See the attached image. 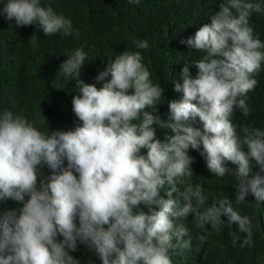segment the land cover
<instances>
[{
	"label": "clouds",
	"instance_id": "clouds-1",
	"mask_svg": "<svg viewBox=\"0 0 264 264\" xmlns=\"http://www.w3.org/2000/svg\"><path fill=\"white\" fill-rule=\"evenodd\" d=\"M59 1L0 0V264H264V0H118L174 10L179 60L98 72Z\"/></svg>",
	"mask_w": 264,
	"mask_h": 264
},
{
	"label": "trees",
	"instance_id": "trees-1",
	"mask_svg": "<svg viewBox=\"0 0 264 264\" xmlns=\"http://www.w3.org/2000/svg\"><path fill=\"white\" fill-rule=\"evenodd\" d=\"M62 0L57 2L60 12L69 16L75 28L79 29L78 35L61 37V41L73 44L75 47L84 45L89 52L90 60L86 61L84 67L94 71L102 70L107 63L108 56L114 55L124 48H134L133 40L148 39L149 48L143 49L144 59L146 53H165L170 59L172 67L176 66L179 55L172 50L174 39L169 33V23L178 15L174 10L168 11H145L142 9L120 10L118 0ZM117 3V8L114 7ZM114 5V6H113ZM87 35L91 41H81V37ZM52 69L50 65L42 66ZM55 76V74H53ZM56 77V76H55ZM57 78V77H56ZM65 92V97L58 102H54V116L51 123L54 129L70 128L77 122L72 110L67 108V94L73 89L74 82H65L63 78H57ZM156 130V129H155ZM159 139V132L156 130ZM142 151H145L142 149ZM42 170L49 172L45 166ZM198 179L206 181L207 174L203 169L199 170ZM189 180V178H188ZM202 187L203 184L201 183ZM90 251V250H89ZM93 256V252H91Z\"/></svg>",
	"mask_w": 264,
	"mask_h": 264
}]
</instances>
